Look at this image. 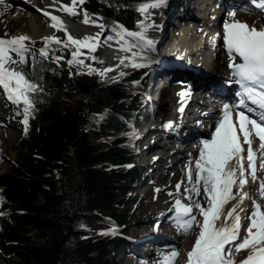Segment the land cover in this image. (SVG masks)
Segmentation results:
<instances>
[{
	"label": "trees",
	"instance_id": "1",
	"mask_svg": "<svg viewBox=\"0 0 264 264\" xmlns=\"http://www.w3.org/2000/svg\"><path fill=\"white\" fill-rule=\"evenodd\" d=\"M134 1L111 0L109 13L126 20ZM99 2L90 4L99 9ZM56 82L60 86L61 81ZM127 82L101 83L81 75L62 89L64 96L48 99L41 111L37 155L30 154L23 168L2 177L14 206L13 224L4 232L15 242L11 264H115V244L94 233L111 218L127 221L129 212L122 206L135 169L109 163L124 165L133 155L116 141L101 143L100 134L87 123L91 113L98 112L112 127L119 124L120 131V121L131 114L120 101ZM112 116L116 119L111 121ZM39 193L45 200L37 204Z\"/></svg>",
	"mask_w": 264,
	"mask_h": 264
},
{
	"label": "snow or ice",
	"instance_id": "2",
	"mask_svg": "<svg viewBox=\"0 0 264 264\" xmlns=\"http://www.w3.org/2000/svg\"><path fill=\"white\" fill-rule=\"evenodd\" d=\"M164 2L165 0H160L152 7H159ZM0 3H3V0H0ZM75 6L76 0H73L71 7L63 6L60 10L76 15ZM260 6L264 8V3ZM2 14L0 12V15ZM51 20L54 22L51 25L53 28L67 31L59 17L51 15ZM89 22L85 12L84 23ZM96 26L100 27L102 32L115 31V29H105L103 24H96ZM225 28L227 29L226 46L233 61L232 74L242 88V92L238 95H241L243 99L239 101V104L244 107L250 102L257 107L249 108L247 115L243 110L237 112V120L233 122L232 106H224L223 119L218 122L214 136L203 140V148L198 158L195 161H189L187 178L192 187L185 188L184 191V199L189 203H182L179 198L175 200L178 209L177 219L181 222L180 226L184 232H190L193 225L201 229L192 250L187 254L188 264H264V27L257 29L254 25L249 27L246 22H237L234 25L226 24ZM100 35L101 33H97L94 37L80 40L68 34V42L75 45L77 49L72 52V59L68 63L83 65L84 61L77 59L82 55L79 49L87 48L94 52ZM127 35L144 39L143 35L138 33L128 32ZM112 39H114L113 36L105 37V41ZM45 40L63 45L65 48L69 47V44L57 37H49ZM29 41L30 37L26 35L8 39L0 38V87L5 90L10 101L24 105L23 123L25 125L28 123V114L34 107L33 97L39 85L29 80L24 73L17 71L12 65L27 63L31 49L25 42ZM152 43L153 41L147 40L148 45ZM48 52L49 49L46 46L40 50V55L47 57ZM14 55L18 59L14 58ZM61 58L55 57V60L59 61ZM237 58L240 63H235ZM92 59L95 60V57ZM88 67L89 73L98 71ZM108 71L112 69H104L100 74L103 75ZM180 111L182 112L183 108ZM257 111L259 115L252 118V113ZM168 126L170 125H165V127ZM244 145H247V148ZM245 160L248 164L247 168L244 167ZM258 162L259 167H257ZM258 172L261 173L260 176L257 175ZM193 173H195L194 182ZM249 176L254 183H258V199H254L249 193L240 195ZM180 187L181 184L178 183L177 193ZM201 188L206 203L200 202ZM169 195L173 194L169 193ZM237 195H240L241 202L246 198L252 200L253 204V210L246 217L249 223L243 239L239 234L241 219L237 211L239 203L230 208L227 207L231 201L237 199ZM196 214H199L202 219L197 220ZM226 246L230 247L226 250ZM233 251L237 253L243 251L246 255L236 262L230 258ZM177 256V251L171 253L172 258Z\"/></svg>",
	"mask_w": 264,
	"mask_h": 264
},
{
	"label": "bare ground",
	"instance_id": "3",
	"mask_svg": "<svg viewBox=\"0 0 264 264\" xmlns=\"http://www.w3.org/2000/svg\"><path fill=\"white\" fill-rule=\"evenodd\" d=\"M8 1H13L15 4L17 3V0H3V3H0V7H4L7 6L6 2ZM30 3H23L28 9H33V6L31 5V3H38L41 6H45L46 3L42 0H29ZM183 0H176V3H180ZM48 3H51L50 0ZM216 2L214 3H210L208 4L205 8H204V16L198 17V18H192L190 19V21H188V25H187V29H186V34H188L189 40L192 42L193 40H198V42L200 43V47L202 48V44L204 43V47L205 49H207L208 51L211 50V55L210 56H206L205 60L207 62H210L211 60L214 62L213 60V53L214 51H212V43L213 41H215L217 32H218V26H219V17L222 14V8H216L215 5ZM224 6V5H222ZM14 11V10H12ZM11 11V12H12ZM20 16L25 15L24 12L22 13V11H18ZM236 17H238L239 19L244 20L249 27L251 26H255V27H262L264 24V17L261 16L258 13H254V12H250L247 10H241L236 12ZM172 15H170L169 17H171ZM7 17V16H6ZM168 17V19H169ZM9 18V17H8ZM22 19H25L26 17H21ZM196 19H198V22H195ZM39 29V28H38ZM177 29H174L173 32L176 34ZM91 37L96 36L95 34L90 35ZM175 35H173L174 37ZM188 39L186 38V41ZM185 41V42H186ZM187 43V42H186ZM97 45H100V51H101V43L100 41L97 42ZM162 47V46H161ZM164 47H162L163 50ZM84 53L86 54L87 58H92L93 54L92 51H90L87 48H83ZM140 51L134 50L132 52L129 53V56L133 59L135 58L134 63L135 64H140V59H138V55L140 54ZM103 54L107 55V56H111V51H109L108 49H103ZM137 58V59H136ZM228 59V56L226 55V53L222 50V47L219 48V54L217 57V60L215 62V64H212V66H215L216 68V72H221L224 68V66L226 65L225 61ZM130 62V61H129ZM201 83L206 84L207 82H209L210 78L209 76H205L202 75L201 78L199 79ZM214 82L219 83L216 80H214ZM168 80H165V84L167 85ZM212 86V88L215 86V83L211 82L210 83V87ZM179 88H185L182 85H180V87L178 86L177 89ZM163 92L165 93L164 98H166L165 102H164V107L165 110L162 111V114L159 115V120L161 119V124L165 123V121L169 118L173 117V111L172 110V105L173 103H175L176 105V113H177V107L179 105V103L183 100L186 99L188 96L192 95L190 90H188V94L183 98L182 96H180L179 94H171V91L169 89H164ZM207 99H210V97H202V96H198V100L201 101L200 104L205 103V101ZM194 102V99L191 101V103ZM167 107H171V110L169 112L166 111ZM200 107V106H199ZM175 110V109H174ZM199 117L198 119H202V123L207 122V123H212V121L218 117V109L210 107L209 110H205V108H201V110L199 111ZM199 127V126H198ZM206 134L210 133V129L207 127L205 130ZM188 147H186V149L183 151V155L182 158L177 160L174 164V170H173V181L172 182H168L169 186L165 188V193L164 195H162L163 197L159 198V202H156V206H160L162 204L166 203V200L171 197L172 195H169V193H172L173 195L177 193L176 190V185L177 183H179L180 181L182 182H186L188 181V178L186 177L185 179L183 178V175H187V169L189 167V161H195L200 153V150L203 148V140H199V141H195L193 144H187ZM175 144H173L172 146H168V148H162L163 150H165L166 152L172 151L175 148ZM159 154L158 149L155 151L154 155ZM170 156V155H167ZM173 162V158L169 157V158H162L161 162L162 165L165 169V166L167 164H169L168 161ZM181 161L183 162L181 164ZM165 162V163H164ZM180 163V164H179ZM176 165V166H175ZM171 168V167H170ZM172 172V171H171ZM258 176L261 175L260 172L257 173ZM161 183H156V186H161ZM168 189V190H167ZM246 191L250 190L249 193L251 195V197H253L254 199H258L259 193H258V183H254L252 178L250 180V184L249 187H247L245 189ZM180 191V190H179ZM201 191L203 192V189L201 188ZM242 191V190H241ZM233 192L235 193L236 190L233 189ZM162 194V191L160 192ZM241 195V193H240ZM240 195H237V199L233 200L229 203V205L227 207H231L234 204H237L240 201ZM195 198V196H193ZM182 201V200H181ZM182 203H189V201L185 200L182 201ZM204 203H206V201H204ZM164 206V205H163ZM242 207V206H241ZM154 208V207H152ZM253 210V204H252V200L249 203V207L248 210L249 212H251ZM237 211L239 212V209H237ZM240 215V212H239ZM202 217L199 216L197 217V220H201ZM175 222V221H174ZM198 227V226H197ZM199 232L201 231V229L198 227ZM198 232V235H199ZM186 248L182 249V258L184 261L188 260V253L186 254ZM246 255L245 252L241 251L238 253L237 259L234 260L236 262L240 261V259L242 257H244ZM188 262V261H187ZM187 262H185L187 264ZM184 263V264H185Z\"/></svg>",
	"mask_w": 264,
	"mask_h": 264
},
{
	"label": "rangeland",
	"instance_id": "4",
	"mask_svg": "<svg viewBox=\"0 0 264 264\" xmlns=\"http://www.w3.org/2000/svg\"><path fill=\"white\" fill-rule=\"evenodd\" d=\"M43 1V0H42ZM52 0H50V2H51ZM17 3H19L20 2V0H17L16 1ZM48 2H49V0H48ZM35 4H38V3H35ZM38 5H40V4H38ZM41 6V5H40ZM44 6V5H43ZM32 10V9H31ZM200 12H197V13H200V15H203L204 14V12L203 11H201V10H199ZM205 15V14H204ZM29 17H31L30 15H28V17L27 18H29ZM6 18V21L5 20H3V24H0V26H1V30H6L7 29V26H8V24L9 23H11V27H12V29H14V30H17L18 28H20V29H22V28H27L29 25H32V27H33V30H31V32L32 31H35L36 32V34L37 33H40V31H41V27L43 26L42 25V23H40V19H38V16L37 15H35V16H33V18H31L30 20H28V19H25V20H23V23H20V22H18L17 21V23H16V17L15 16H12L11 18L9 17L8 18V16L7 17H5ZM13 20H15V22H13ZM39 28V29H38ZM87 29H85L84 28V31H86ZM171 38H173V36H171ZM162 47H164L163 45H162ZM161 47V48H162ZM85 54V53H84ZM85 56H86V54H85ZM87 57V56H86ZM94 63L95 64H97V58L94 60ZM102 69H101V71L103 72V70L104 69H110L109 67H108V65H105V66H102L101 67ZM112 68V67H111ZM97 70L99 71V68H97ZM101 73V72H100ZM106 74V72L103 74V75H105ZM102 75V76H103ZM70 82H72V79L69 77V78H67L66 80H65V84L66 85H68ZM175 103H173V105H174ZM172 105V106H173ZM175 110H176V108H175ZM13 133H14V130H13ZM18 133V132H17ZM18 138H19V136H18V134H16V133H14V137L12 138V140H10L11 142L9 143V140H8V142H6V147H7V149H8V151H9V156H3L2 158H1V160H0V170L1 171H8L10 168H11V165L13 164V162H14V160H17L18 158H19V155H20V152H19V149H18V147H17V143H18ZM173 151V150H172ZM176 157H180L179 155L178 156H176ZM168 165V164H167ZM158 172H160V176L162 177V176H164V175H162L161 174V170H155V173H158ZM194 177H195V175H194ZM145 178V177H144ZM164 179V178H163ZM152 180H151V178L149 179V181L148 182H151ZM142 184V183H141ZM141 190V189H140ZM139 190V191H140ZM138 193V192H137ZM161 194V193H160ZM161 197H163V196H161ZM0 198H1V194H0ZM152 198V201L154 202V198H153V192L151 191V190H149L147 193H146V195L144 196V198L142 199V198H140V200H139V203H138V205H137V208L135 209V212H138L137 214L139 215V216H145V215H147L149 212H151L152 210H154V209H149V208H147V206L146 205H148L149 203H150V201H149V199H151ZM170 198V197H169ZM168 198V199H169ZM168 199L166 200V202L168 201ZM157 202H159V200L157 201ZM170 203H172V201H170ZM166 204V203H165ZM158 210H160L161 211V208H159ZM162 217V216H161ZM152 222V224L154 223V220L153 221H151ZM140 223H141V219L140 218H134L133 219V221H131V223L129 224V227H130V232H134V231H137L139 228H140ZM172 224L173 223H176V221L174 222V221H172L171 222ZM162 227H165V226H163L162 225ZM190 236H192V239H191V242L193 241V240H195L196 239V233H195V231H192L191 233H190ZM184 238H186V236H184ZM190 237H188V239H189ZM187 239V240H188ZM184 244H186V242L184 241V240H181L180 239V241L177 243V246H180V245H184ZM186 250H187V248H186ZM173 251H166V252H163L160 256H156L155 257V264H160L161 262H163V264H165L166 262H168V261H171V263H175V261H176V259H177V257H175V258H172L171 257V253H172ZM177 252H178V255L180 254V253H182V251L179 249V247L177 248ZM186 252V254L188 253L187 251H185ZM158 258H160L159 260H157ZM152 261H154V259L153 258H150L149 259V263H151ZM188 260H186L185 262H187Z\"/></svg>",
	"mask_w": 264,
	"mask_h": 264
}]
</instances>
